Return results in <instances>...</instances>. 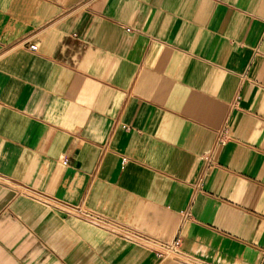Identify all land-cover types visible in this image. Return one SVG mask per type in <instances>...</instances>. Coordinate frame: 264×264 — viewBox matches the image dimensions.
I'll list each match as a JSON object with an SVG mask.
<instances>
[{
	"label": "crops",
	"instance_id": "crops-1",
	"mask_svg": "<svg viewBox=\"0 0 264 264\" xmlns=\"http://www.w3.org/2000/svg\"><path fill=\"white\" fill-rule=\"evenodd\" d=\"M0 264H264V0H0Z\"/></svg>",
	"mask_w": 264,
	"mask_h": 264
},
{
	"label": "built area",
	"instance_id": "built-area-1",
	"mask_svg": "<svg viewBox=\"0 0 264 264\" xmlns=\"http://www.w3.org/2000/svg\"><path fill=\"white\" fill-rule=\"evenodd\" d=\"M31 49L36 50L37 45H31ZM67 163L68 160L64 159L63 164L66 165ZM85 216L90 220H97V221L100 220V218L97 215H94L91 212H85ZM180 245H181L180 239H176L170 243L161 244L160 248L157 250V254L162 258L170 255H176V253H178L179 251Z\"/></svg>",
	"mask_w": 264,
	"mask_h": 264
}]
</instances>
